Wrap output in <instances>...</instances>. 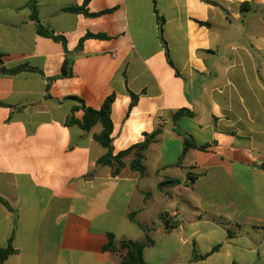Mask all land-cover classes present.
Listing matches in <instances>:
<instances>
[{
    "label": "crops",
    "instance_id": "1",
    "mask_svg": "<svg viewBox=\"0 0 264 264\" xmlns=\"http://www.w3.org/2000/svg\"><path fill=\"white\" fill-rule=\"evenodd\" d=\"M0 61V264H120L110 235L149 236L148 264H264V0H0ZM112 95L114 155L161 131L143 175L67 124Z\"/></svg>",
    "mask_w": 264,
    "mask_h": 264
},
{
    "label": "trees",
    "instance_id": "2",
    "mask_svg": "<svg viewBox=\"0 0 264 264\" xmlns=\"http://www.w3.org/2000/svg\"><path fill=\"white\" fill-rule=\"evenodd\" d=\"M242 11L250 9L249 3H244L241 5ZM68 12L73 13H84L85 15L89 16L88 11L86 10L85 6L83 7H72L66 9ZM32 18L38 23L36 15L33 13ZM38 33L44 37L51 38L55 41L61 42L66 49V40L63 37L55 36L52 31L48 28L42 27L38 23ZM89 37H96V38H105L104 35H87L85 38ZM83 40L80 42V46L82 45ZM1 63V61H0ZM73 60L71 58H66L63 66L60 78L68 79L74 76V72L72 69ZM32 68L28 67L27 65H22L11 70H2L3 72L15 74L24 71H31ZM53 79H48L49 84L52 82ZM132 95V105L136 104L138 101V96L135 94ZM114 95L109 96L104 101L102 107L99 110H94L92 108H85V114L83 117L82 122H77L73 117L68 118L67 124H76L82 130L86 132H90L96 125H101L102 131L94 135V139L98 142L105 150L106 154L99 159V163L104 166H109L113 169V175H118L122 167L124 166L123 159L130 155L134 154V159L130 163V168L134 171H138L141 175L145 173V152L153 144L157 137L160 134V130L157 129L151 135H146L145 140L142 143L136 144L125 151L119 152L117 155L113 153V146H112V133H113V123L111 119L112 114V104L114 103ZM186 114H191L189 111L181 110L175 114L174 120H177L181 116ZM196 145L191 139H186L184 143V151H187L190 148H195ZM179 181L169 180L164 181L159 184V188L164 186L172 185L175 186L179 184ZM130 219L134 221V217L131 216ZM143 230L146 228L140 226ZM154 244V241L147 236L146 241H135L130 239H122L116 240L113 235L109 236V241L105 246V250L110 252L111 254H117L120 256V264H148L145 262L143 253L147 247H150ZM14 252L11 244L6 249L0 250V260L4 261L9 255ZM205 256H196L195 258H204Z\"/></svg>",
    "mask_w": 264,
    "mask_h": 264
},
{
    "label": "rangeland",
    "instance_id": "3",
    "mask_svg": "<svg viewBox=\"0 0 264 264\" xmlns=\"http://www.w3.org/2000/svg\"><path fill=\"white\" fill-rule=\"evenodd\" d=\"M134 228V230H136V232H138L139 233V231H138V229H136V227H133Z\"/></svg>",
    "mask_w": 264,
    "mask_h": 264
},
{
    "label": "water",
    "instance_id": "4",
    "mask_svg": "<svg viewBox=\"0 0 264 264\" xmlns=\"http://www.w3.org/2000/svg\"><path fill=\"white\" fill-rule=\"evenodd\" d=\"M262 168L264 169V165L262 166Z\"/></svg>",
    "mask_w": 264,
    "mask_h": 264
}]
</instances>
